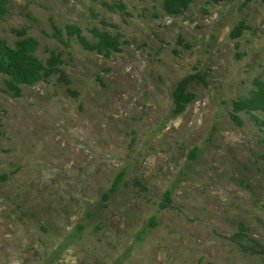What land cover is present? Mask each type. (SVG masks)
<instances>
[{"label":"rangeland","instance_id":"rangeland-1","mask_svg":"<svg viewBox=\"0 0 264 264\" xmlns=\"http://www.w3.org/2000/svg\"><path fill=\"white\" fill-rule=\"evenodd\" d=\"M2 1L0 37L69 83L0 74V264H264V112H233L264 85V0Z\"/></svg>","mask_w":264,"mask_h":264},{"label":"trees","instance_id":"trees-1","mask_svg":"<svg viewBox=\"0 0 264 264\" xmlns=\"http://www.w3.org/2000/svg\"><path fill=\"white\" fill-rule=\"evenodd\" d=\"M216 1H233V0H216ZM190 3V0H164V9L169 14L182 12ZM3 1L0 0V10L2 11ZM68 30L76 32L79 42L84 48L97 53H105L110 50H118L119 35H112L108 31L98 29L91 30L93 41H88L82 36L80 30L73 26H68ZM242 29L238 28L235 35L241 34ZM34 42L30 39H19L14 46H9L5 40L0 37V74H5L6 87L14 96H18L22 85H31L42 79L50 77L53 73H59V80L65 84L69 83L65 73L58 68L59 58L52 55L46 65L37 61L32 53ZM203 82L204 77L199 74L185 77L178 83L173 92V103L176 112H181L187 103L192 100V94L187 91L191 82ZM240 111H263L264 112V85L259 82L257 90L253 91L247 98H243L234 103L233 112Z\"/></svg>","mask_w":264,"mask_h":264}]
</instances>
